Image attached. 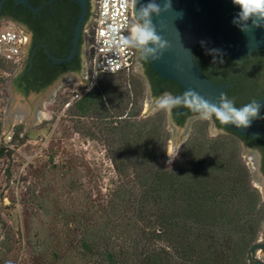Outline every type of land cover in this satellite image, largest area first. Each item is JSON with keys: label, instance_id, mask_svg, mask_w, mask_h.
<instances>
[{"label": "trees", "instance_id": "16d2710c", "mask_svg": "<svg viewBox=\"0 0 264 264\" xmlns=\"http://www.w3.org/2000/svg\"><path fill=\"white\" fill-rule=\"evenodd\" d=\"M29 2L41 8V20L46 23V26H30L34 34L44 36L52 56L66 57L71 46V19L75 23L78 15L77 5L70 0ZM88 2L86 23L92 15L91 0ZM0 15L31 18L33 13L12 0H5ZM82 44H85L83 32ZM210 50L206 44H198L194 61L213 84L231 83L222 94L234 100L236 107L264 95L263 51L239 59L220 54L214 64ZM76 60L75 65L52 64L45 52H41V67L53 70L45 83L67 71L79 72V53ZM143 65L155 98L163 92L183 95L177 83L159 78L147 60ZM33 73L34 69L30 74ZM30 74H22L26 84L21 85L19 78L15 81L25 95L40 88L31 85ZM106 76L99 74L96 83L73 103L69 112L80 119L98 116L99 131L106 136L117 175L116 189L103 209L107 220L98 229L87 228L78 221L73 223L70 228L74 235L66 247L73 254L52 250L49 261L45 259L38 264H252L248 252L257 242L264 223V200L252 187L239 155L245 137L215 121L224 133L207 138L204 131L208 122L196 121L175 164L166 167L163 115L133 120L139 111L126 113L129 99L126 101L118 91L119 85L102 79ZM108 103L114 104L113 111ZM178 110L179 119L175 115ZM193 114L196 113L183 107L172 110L178 125ZM261 127L264 129V119ZM4 149L0 146V155Z\"/></svg>", "mask_w": 264, "mask_h": 264}, {"label": "rangeland", "instance_id": "374dc122", "mask_svg": "<svg viewBox=\"0 0 264 264\" xmlns=\"http://www.w3.org/2000/svg\"><path fill=\"white\" fill-rule=\"evenodd\" d=\"M9 28L16 29L8 22L0 25V31ZM21 65L22 62L8 66L11 76L0 80V106L5 111L6 130L8 94L3 90L13 77L20 74ZM12 66H15L14 70ZM102 79L119 85L118 91L126 101L129 99L126 113L139 111L133 120H144L146 80L135 66L129 76L115 75ZM96 81L87 61L86 45L82 81L79 85L69 82L57 87L48 107V119L39 120L33 131H27L25 123L8 130L12 138L0 155V264H38L45 259L49 261L52 250L67 251V255H72L73 251L66 247L74 235L70 228L73 223L78 221L87 228L95 226L98 229L101 222L107 220L103 217V209L116 189L117 175L105 142L106 136L99 131L98 116L80 119L69 112L74 102L68 90L79 92L90 88ZM66 103L70 105L66 107ZM113 106L108 103L111 111ZM159 113L164 117L167 136L164 165L172 167L182 146L174 149L171 159L173 131H167L165 111L151 109L147 119ZM207 122L205 136L218 137H208L211 124ZM191 123L186 140H180L182 145L192 133L195 122ZM239 155L247 167L252 185L248 160L241 157V147ZM252 187L263 200L264 190ZM263 234L264 223L257 242L260 243ZM41 241L44 242L42 246ZM257 256L264 264V259L259 254Z\"/></svg>", "mask_w": 264, "mask_h": 264}, {"label": "water", "instance_id": "95a60500", "mask_svg": "<svg viewBox=\"0 0 264 264\" xmlns=\"http://www.w3.org/2000/svg\"><path fill=\"white\" fill-rule=\"evenodd\" d=\"M4 1L0 0V12ZM12 1L17 5L28 8L32 12L39 13L40 11L39 7H34L30 4V0ZM52 1L47 0V3H51ZM70 1L77 5L78 15L72 27L71 46L68 55L66 57H54L45 45L42 46L46 57L52 64H69L76 58L80 50V40L83 32L85 44L81 47V57L84 67L89 23V20L86 23V19L89 11V2L88 0ZM149 2L150 0H138L136 8L138 9L141 4L146 5ZM156 2L162 4L163 0H156ZM171 3L172 11L162 12L159 17L152 16L157 34L167 40L170 47L163 52L161 59H148L150 67L158 74L159 78L177 83L183 93L187 90H194L204 99L219 104V97L230 88L231 83L216 85L203 74L201 68L194 61L196 46L198 44H206L211 49L218 50L220 54L229 59L245 58L254 51L264 52V27L253 28V31L249 33L242 32L232 22L233 18L240 11L239 7L234 5L232 0H171ZM179 13L182 15H179ZM91 17H95V13H92ZM249 24H251V21H249ZM30 61H32V58ZM26 62L27 57L23 54L20 73L23 71ZM135 70L142 76L141 70L137 66H135ZM82 76L83 68L77 74L63 76L53 83L47 91L39 93L31 92L26 95L12 86V81L15 79L13 77L3 90V92L7 91L8 94V130L25 123L27 131H33L40 117L48 119L45 113L46 100L53 102L57 87L69 82L79 85L82 81ZM154 100L155 98L149 96L148 84L146 82L144 120L147 119L151 109H157L154 105ZM256 100L262 106L260 109L262 116L264 95ZM165 119L167 131H173L172 159L174 149L183 146L180 140H186L187 135H185V132L191 122L201 119L198 117L191 118L186 127L174 125L172 123L171 112L165 111ZM261 121L262 119L252 120L248 128H237L234 125L225 126L221 125L219 121L217 123L225 129L236 132L243 137L264 139V129L261 127ZM210 124L211 131L208 137L223 134L222 131H216L217 129L213 126L212 121H210ZM241 157H247L252 185L264 190V178L255 172L251 163V155L244 148H242ZM263 240L264 234L260 243L256 242L250 248L248 252L249 263L263 264L257 256L259 254L264 259Z\"/></svg>", "mask_w": 264, "mask_h": 264}, {"label": "clouds", "instance_id": "9594fccd", "mask_svg": "<svg viewBox=\"0 0 264 264\" xmlns=\"http://www.w3.org/2000/svg\"><path fill=\"white\" fill-rule=\"evenodd\" d=\"M121 2L125 7L133 8L135 22L131 24L128 35L119 38L120 45L135 48L142 60L161 59L163 52L170 45L167 40L157 34L152 16L159 17L162 12L172 11L171 0H163L162 4L157 3L156 0H150L146 5L141 4L138 9L136 8L138 0H121ZM232 2L240 9L232 22L242 32L249 33L253 31V28L264 27V0H232ZM179 15L182 14L179 13ZM210 52L214 56L213 63L215 64L216 56L220 53L215 49ZM219 62L222 63V59ZM219 101V104L212 103L194 90H187L181 96L165 92L155 98L154 105L157 109L169 113L174 108H187L196 113L201 120L213 121V124L219 121L221 125H234L237 128H248L252 120L264 119V116L260 114L262 106L255 99L241 107H236L234 100L224 94H221ZM216 131L221 132L223 129Z\"/></svg>", "mask_w": 264, "mask_h": 264}, {"label": "built area", "instance_id": "2783aa9c", "mask_svg": "<svg viewBox=\"0 0 264 264\" xmlns=\"http://www.w3.org/2000/svg\"><path fill=\"white\" fill-rule=\"evenodd\" d=\"M95 17H90L87 32V61L95 80L99 74L129 76L134 68V48L123 47L121 36H127L135 22L132 7L121 0H92ZM89 24V23H88ZM26 39L22 31L9 28L0 31V80L11 76L8 66L19 65L23 60ZM89 88L75 92L68 90L75 102ZM70 103H66V107ZM4 110L0 106V146L9 145L12 135L4 128Z\"/></svg>", "mask_w": 264, "mask_h": 264}, {"label": "flooded vegetation", "instance_id": "af4514ba", "mask_svg": "<svg viewBox=\"0 0 264 264\" xmlns=\"http://www.w3.org/2000/svg\"><path fill=\"white\" fill-rule=\"evenodd\" d=\"M93 11H94V7H93L92 3H90V12L93 13ZM32 13H33V16H31V18L27 17L26 15H24V16L23 15H19L20 18H12L10 16H1L0 15V25L3 22H8L11 25H13L16 29L22 31L24 33L25 37H26V45H25L24 54L27 57V62L25 64V67H24L23 71L12 81V86L16 90H18L16 82H15L16 79L17 78L22 79L21 81L19 80L20 81L19 83L21 85L24 84L23 82H25V78H24V76L22 74L26 73V72L30 74L32 69H34V73L30 74V76H29L31 79H33L31 85L35 86V87H40V88L37 91H34L33 89H31L27 94H29L31 92L39 93V92H42V91H47V89L53 83L58 81L63 76L69 75V74L73 75V74H77L78 73V72H75V71H67V72L59 75L58 77H56L52 82L47 83V84L45 83L46 80L50 79L49 77L52 76L53 70H52V68H47L46 70H44L41 67V63L39 62V58H41V52L44 53V48H43L42 45L46 46V44L44 42V36H41L40 34H34V32L32 31L31 27H34L36 25H42V26L44 25V26H46V23H45V21L43 22L41 20L42 19L41 18L42 17L41 16V8H40L39 13H36V12H32ZM35 15H37V16H35ZM73 25H74V21H73V19H71V34H72ZM45 34H46V32H44V35ZM82 45H80V50L78 52L79 55H80V59H81L80 71L83 68V60H82V57H81V47H82ZM31 58H32V61H30ZM46 59L49 60L47 57H46ZM143 61L144 60H142L140 58L139 52L134 48V66H137L141 70V74H142V76L144 77V79L146 80V82L148 84L149 96L155 98L153 96L152 87H151L150 81H149V79L147 77L146 70H145L144 65H143ZM76 63H77V60L75 58L69 64L75 65ZM28 64H29V68H26ZM25 84H26V82H25ZM163 93H165V92H163ZM162 94H160L159 96H161ZM180 113H181L180 110H178L177 113H175V115H177L178 119L180 118V116H179ZM171 116H172V123L174 125H176V126H181V127H186L188 121L191 118L198 117L197 114H193V115L187 116L184 119L183 124L182 125H178L176 120L173 118L172 111H171ZM212 124H213V121H212ZM213 126L216 129H222V128L218 127L216 122H214ZM189 129H190V126H189ZM189 129H186L185 135L188 134V130ZM222 133H224V130L222 131ZM245 139L246 140L241 142V148H244V149H246L248 151V153L251 155V163H252V166H253L255 172L257 174H259L261 177L264 178V139L247 138V137H245ZM249 143H252V145H249ZM263 188H264V183H263ZM263 200H264V198H263ZM263 242H264V240H263Z\"/></svg>", "mask_w": 264, "mask_h": 264}, {"label": "bare ground", "instance_id": "6f19581e", "mask_svg": "<svg viewBox=\"0 0 264 264\" xmlns=\"http://www.w3.org/2000/svg\"><path fill=\"white\" fill-rule=\"evenodd\" d=\"M50 103H51L50 101L47 102V104H46V107H47V108L49 107ZM45 113H46V115H47V117H48L49 114H50V112H49V108H48L47 110H45ZM42 119H44V118H43V117H40L39 120H42Z\"/></svg>", "mask_w": 264, "mask_h": 264}]
</instances>
